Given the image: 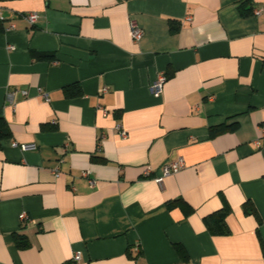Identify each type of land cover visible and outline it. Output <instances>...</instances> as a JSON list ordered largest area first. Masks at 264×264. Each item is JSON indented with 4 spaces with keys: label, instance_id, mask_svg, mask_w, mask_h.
I'll return each instance as SVG.
<instances>
[{
    "label": "crops",
    "instance_id": "obj_1",
    "mask_svg": "<svg viewBox=\"0 0 264 264\" xmlns=\"http://www.w3.org/2000/svg\"><path fill=\"white\" fill-rule=\"evenodd\" d=\"M0 117V264H264V0H0Z\"/></svg>",
    "mask_w": 264,
    "mask_h": 264
},
{
    "label": "trees",
    "instance_id": "obj_2",
    "mask_svg": "<svg viewBox=\"0 0 264 264\" xmlns=\"http://www.w3.org/2000/svg\"><path fill=\"white\" fill-rule=\"evenodd\" d=\"M170 29H171V31H175L177 29V27L174 25H171ZM34 54L37 58L50 57V55L47 53H34ZM9 135H10L9 127L6 124L5 120L2 117H0V139L4 138V137H8ZM170 204L171 205L172 204L180 205L182 207L184 213H189L192 211V207L189 206L181 198L175 199V200L169 202V206H170ZM244 210H245V212L255 214L258 217L257 211L255 210V208L252 205H248V203H245ZM230 211H231L230 206L228 205V203L226 201H224L223 205L220 209L204 216L203 221L205 223V226L209 230V232H211L213 234H219V235L228 234L229 233V227L227 225L226 218H227L228 214L230 213ZM17 244L19 246L25 245V240L23 239V237L18 236ZM174 247H175L176 251L179 253V255L182 257V259H184V260L187 259V253L181 244L175 243Z\"/></svg>",
    "mask_w": 264,
    "mask_h": 264
},
{
    "label": "built area",
    "instance_id": "obj_3",
    "mask_svg": "<svg viewBox=\"0 0 264 264\" xmlns=\"http://www.w3.org/2000/svg\"><path fill=\"white\" fill-rule=\"evenodd\" d=\"M258 11L259 10H256V12H258ZM25 17L28 20V22L32 24V23H34L36 21L37 13L28 12L25 15ZM130 34H131V37H132L133 41H135V42L139 41L142 38V36H143V30L138 25V23L136 22L135 19H131L130 20ZM9 48L13 49L12 46H10ZM166 78H167V76H166L165 73H163V72L159 73L157 75L156 79L151 83L150 90L152 92H154L155 94H159L162 91L163 84H164ZM11 95L12 94L10 93L9 96H11ZM43 95H44V97L46 99L48 98V95H47L46 92ZM120 133H121L122 136H125L124 130H120ZM13 145H16V143H13ZM19 147L22 150H28V149H34L36 146H35L34 143H31V144H21ZM183 166H184V163H183V161L181 159H178L177 161H172V162L165 163V164H163L160 167V174L158 176L154 177V180L156 182L160 183L164 176L178 171ZM149 174H150V170L148 168L143 170V175L144 176H148ZM85 175H86V173H85ZM89 182L91 184H93V180L92 179H89ZM19 219H20L21 222H23V221L29 220V217L27 216L26 213L23 212V213L20 214ZM79 258H80V253L79 252H75L74 255H73V260H78Z\"/></svg>",
    "mask_w": 264,
    "mask_h": 264
}]
</instances>
